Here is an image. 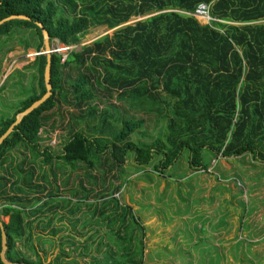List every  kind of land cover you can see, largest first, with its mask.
Returning <instances> with one entry per match:
<instances>
[{"label": "trees", "instance_id": "trees-1", "mask_svg": "<svg viewBox=\"0 0 264 264\" xmlns=\"http://www.w3.org/2000/svg\"><path fill=\"white\" fill-rule=\"evenodd\" d=\"M1 2L0 23L14 16L27 17L31 22L7 23L0 28V37L32 30L40 39L37 53L44 46L37 24L43 25L51 42L58 41L63 47L78 44L91 26L118 28L79 51L73 50L66 58L62 54L52 55L51 98L27 116L0 148V171L5 170L12 151L21 146L32 150L34 155L32 160L26 157L21 166L13 168L17 177L13 182L0 176V199L5 201L0 218H9L8 223L4 222L9 262L52 264L45 262L34 247L35 259L18 249V243L26 238L29 213H41L40 207L28 208L23 203L27 195L45 191L43 184L36 182L37 162L41 157H45L43 163L51 164V168L55 158L63 165H73L74 169L84 164L92 186L81 184L82 199L95 192L104 199L106 209L115 205L114 214L104 211L113 233L111 245H107L105 256H91L90 264H101L103 260L106 264H146L145 229L131 206L123 205L116 197L124 185L112 183L113 189L108 187L111 173L126 171L130 154H134L139 167L154 162V172L161 177H165L185 151L189 153L190 168L198 172L210 173L212 161L219 157L252 155L254 160L264 163V0ZM203 2L212 4L215 20L210 24H203L191 15ZM139 17L147 18L126 25ZM34 64L40 76V93L30 92L16 114L0 123V139L20 113L46 94L47 56H37ZM114 92H120L121 98L128 94L136 103H148L150 112L159 113L165 124L156 140L148 144L132 141L133 135L145 129L144 120L124 119L120 132L113 136L105 129L107 119L99 129L85 132L83 128L75 129L80 126V120L70 114L73 119L67 126L70 138L62 152L56 156L50 148L42 151L41 132L49 126L56 127L52 121L56 107L71 106L81 115L86 113L94 118L100 111L101 96L113 97ZM63 165L59 164L57 169L62 171ZM99 172L105 174L100 183L106 188L103 192L96 190L101 179ZM42 179L47 181L46 176ZM56 191L50 192L49 200L57 197ZM79 194L78 190L74 193ZM28 238H33L32 233ZM1 251L0 228V254ZM110 259L115 262L111 263ZM0 264H3L1 257Z\"/></svg>", "mask_w": 264, "mask_h": 264}, {"label": "rangeland", "instance_id": "rangeland-1", "mask_svg": "<svg viewBox=\"0 0 264 264\" xmlns=\"http://www.w3.org/2000/svg\"><path fill=\"white\" fill-rule=\"evenodd\" d=\"M143 18H133L126 25H132ZM204 22V21H202ZM203 24H206L205 22ZM125 26V25H124ZM121 28V27H119ZM118 29V28H117ZM117 29H109L108 27H96L91 26L85 35L79 40L76 45L68 47H63L58 41H52L54 48L65 57L68 56L73 50L79 51L84 46L92 44L94 41L101 39L106 35L113 34ZM39 36L34 31H19L15 33L12 37H0V123L9 118L13 117L19 110L20 103L27 98L30 92L40 93L39 87V72L38 67L35 63L36 57L34 54L37 52V46L39 42ZM30 48L26 50V48ZM66 48V49H65ZM65 49V50H64ZM44 46L42 51H44ZM33 54V55H32ZM103 101L100 102V111L96 117L90 118L86 113L80 114L79 111L74 110L71 106L63 105L62 108L59 106L55 108L52 115L54 119L52 121L55 123V128L50 126L45 129V132L41 134V146L42 151L50 148L51 152L58 156L64 147L66 141L70 138V133L67 128L68 123H73L71 118L73 114L76 119L80 120V126H75V129L83 128L85 132L88 130L99 129L104 125V121L107 119V124H105V129L109 131L108 134L116 135L121 130L122 121L124 119H136L146 121L145 129L142 133L135 134L132 137L133 142L137 143H152L158 138L159 132L164 126L163 120L160 119L159 113L157 111L150 112V106L148 103H136V100L131 98L128 94L121 98L120 92H114L113 97L108 94H103L101 98ZM106 117V118H105ZM50 122L52 124L53 122ZM64 121V123H63ZM57 135V144L54 145L53 141ZM108 136V135H107ZM189 153L185 151L182 157L174 164V166L166 174L167 180L176 183L178 178L175 176H186L187 174H199V175H213L217 182H221V185H230L232 193L226 188L225 191H219L221 189L220 185H216L218 188V193L214 191L212 196L209 195L210 185L199 186L196 183L193 184L194 195L191 194L189 198L190 204H192L191 198L197 197L199 201H202L198 206H238L234 208V213L232 211L231 215L236 220L237 216L239 219L245 221L246 223L258 222L257 227H253L251 224L247 225L246 229L252 230L249 236L245 237V246L247 250L245 257H241L240 253L231 252L233 258L228 257L226 252V242L224 231L228 226L234 225L231 221L228 222L227 216L230 215L229 211L225 209L217 211L219 223H215L212 228L211 224L208 223L207 219L202 220L201 224H198L194 229L193 233L198 235H208L204 236L202 239L197 236H189L184 240L182 237L177 236L173 239V244L164 240V244L153 243L152 239L146 235V255L149 254V249L154 251L152 257L150 255L146 258V264H264V241L257 244L258 238L256 236L264 234V228L259 229L258 227H264V163L257 162L254 160L252 155H247L245 157L236 158H221L212 161V166L209 169L210 173L198 172V170H192L188 164ZM130 159L125 165V172H120L119 170L114 171L109 176L108 187H111L112 183L116 185H124V189L121 193L117 194L116 197L121 200L123 205L129 206H146L144 202L146 196L145 191L142 192L143 187L149 188L153 184L152 190H155L156 195L160 191L162 184L160 182H147L145 180H138L140 177L158 176L154 172V162L149 166L139 167L135 163L134 154H130ZM26 157L30 160L34 158L32 150H28L24 147H19L18 149L12 151L11 159L5 165V170L0 171V176L10 179L11 182L17 179L14 169L17 166H21L22 162ZM133 157V158H132ZM45 157H41L37 162V173L39 179L37 183L43 184L45 191L36 193L35 195H27L24 198L23 203L28 208H32L36 205H46L43 213L37 214L36 216L29 213L28 220L30 223L37 222V220H44L38 223L36 232L37 238L32 237L28 244V237L25 244L18 245L19 250L27 257L35 259L34 247L38 250L39 255L45 262L52 264H90L91 256L104 255L107 249V245H111L110 238L112 237L111 229L109 227V222L104 221L102 214L103 209L94 210V206L100 207L103 205L104 199L91 193L88 199L83 200L84 192L82 191L81 184L85 187L92 186L88 182V177L86 176V170L83 166L84 164H78L74 169L73 165L65 164L62 161L54 159L51 164L43 163ZM207 160V155L205 154V162ZM63 165L62 171L57 169L58 165ZM29 162V166H30ZM26 167V169L29 168ZM254 168V169H252ZM92 173H95L90 169ZM140 170V171H139ZM120 172V173H119ZM101 177L100 182L96 184V190L103 192L106 188L100 183L103 181L105 174L103 172L97 173ZM43 176L47 177V181L43 180ZM160 177V176H159ZM156 181V179H153ZM191 179L186 178L184 181L189 182ZM212 180V177L210 178ZM161 181V180H160ZM223 181V183H222ZM232 183L235 186L232 187ZM215 186V184H214ZM95 189V186H93ZM25 189L26 186L24 187ZM115 188V187H114ZM213 188V187H212ZM236 188V191H235ZM111 189H113L111 187ZM188 189V188H187ZM246 189V195L243 194ZM57 190V191H56ZM78 190V196L74 195L75 191ZM56 191L57 197L49 200L50 192ZM151 191V190H150ZM235 191V194H234ZM140 192L141 198L143 199L142 204L136 202L135 196ZM34 197H39V200H35ZM134 198V199H133ZM35 200L34 203L28 200ZM78 199L82 201L78 202ZM49 200V201H47ZM134 200V201H133ZM5 203L4 199H0V209ZM177 203V201H176ZM180 204H183L179 202ZM147 204V203H146ZM19 206V205H15ZM155 206H173L172 199H162L157 202ZM187 206V202L185 204ZM72 209L70 210V208ZM240 207V208H239ZM218 207L217 209H220ZM76 213L72 214L70 211L76 210ZM115 205L111 204L107 208L108 215L114 214ZM242 209V210H239ZM70 210V211H69ZM95 211V213H94ZM215 213L214 215L217 216ZM223 217H220V216ZM5 223H8V217H2ZM216 219L213 220V222ZM253 221V222H252ZM51 222V226L48 227L47 224ZM35 226V225H34ZM47 226V227H46ZM56 234H53L52 231ZM237 233L234 235L238 236V228H235ZM241 230V229H240ZM242 232V231H241ZM249 232V231H246ZM217 233H223L219 238L216 236ZM72 234V235H70ZM157 237V236H156ZM155 237V238H156ZM231 237V236H230ZM90 238V239H89ZM179 240L181 242L175 243ZM217 239L218 247L217 245ZM211 240L212 246H209L206 250L207 241ZM35 241H37L35 243ZM171 241V239H170ZM185 241V242H184ZM216 241V242H215ZM233 246H236L237 241L233 239ZM102 242V245H101ZM207 244H204L206 243ZM253 242L251 249H248V243ZM175 243V244H174ZM203 244V245H202ZM257 244V245H256ZM193 246V251L190 256L184 258L180 255L178 251L185 248V252L188 253L190 247ZM99 249L100 251H97ZM205 249V250H204ZM148 250V252H147ZM103 252V253H99ZM178 253V254H177ZM152 254V253H151ZM231 254L229 256H231ZM58 256V257H57ZM105 256V255H104ZM156 257L154 259L153 257ZM114 263V260H111ZM107 261H101V264H106Z\"/></svg>", "mask_w": 264, "mask_h": 264}, {"label": "crops", "instance_id": "crops-1", "mask_svg": "<svg viewBox=\"0 0 264 264\" xmlns=\"http://www.w3.org/2000/svg\"><path fill=\"white\" fill-rule=\"evenodd\" d=\"M245 157V156H243ZM233 158V157H232ZM240 158V157H238ZM249 158V157H245ZM236 159V158H235ZM238 159H236L237 161ZM254 169V168H252ZM168 173V172H167ZM212 177V180H210V178ZM167 176H149V177H138L137 179L140 180H145L149 183H155L157 182V184L160 182V185L162 184L160 191L157 193L153 188V184L149 187L146 188L145 186L143 187V191H145V194H142V192H140L138 195L140 196H135L136 202L140 205L143 202V199L141 198V194L142 196H146L145 197V201H150V202H144V204L146 206H131V208L133 209V214L135 215V217L140 221L141 225L144 227L145 229V234L150 238V240L152 239L153 243H159V244H164V240L167 242L166 245H168L169 243L173 244V239L174 237L180 236L182 237L184 240H186V237L189 236H195V238L197 236H199V238H203L204 236H210V239H212V236L210 234L205 235L203 234L198 235L197 233H193V229L201 223L202 220H206L208 221V223L211 224L212 228L213 225L215 223H219L218 221V214L217 211L219 210H223L225 209L226 211H229L230 215L227 216L228 218V222L231 221L232 224L234 225H230L227 227V229L223 232L224 236H225V242H226V252L228 257H230L231 259L233 258V255L235 253L239 254L241 257H245V253L247 250V246H245V237H249V236H254V235H250L252 230L246 229L247 225H250L251 223H246L245 221L239 219L238 221H236L238 219L239 216H237L236 220L234 217H232L231 213L234 210L235 207L238 206H198L199 204L202 203V201H199L197 197H193L191 198L192 200V204L193 206L190 204V200L188 197L191 196V194L194 195L193 192V184L196 183L199 186H204V184H206L207 186H211L210 190H209V195L213 197V193L214 191H216V193H218L219 191H225L226 192H231V186L230 185H225L226 188H229L228 191H226V188L224 186L221 185V182L219 184V182H217L216 178L213 175H199L197 174H187L186 176H175L174 178H178V181L176 183H172L170 181H168ZM186 178L191 179L189 182L184 181ZM153 179H156V181H154ZM161 180V181H160ZM209 183V185H208ZM223 183V181H222ZM215 184V186H214ZM224 184V183H223ZM232 187L235 186L234 183H232ZM216 185H220L221 189L218 191V188ZM213 187V188H212ZM188 188V189H187ZM124 189V188H123ZM151 190V191H150ZM236 191V188H235ZM234 191V194H235ZM245 195V197H247L246 195V189L245 192L243 193ZM172 199L173 201V206H155L157 205V202H159V200L162 199ZM133 200V201H134ZM177 201V203H176ZM179 202L183 203L180 204ZM187 202V206H185ZM147 203V204H146ZM37 207L41 208V213H43L44 208L46 207V205H36ZM94 206V210H99L100 208L103 209L102 214L104 217V211H106L107 209L105 208V205H101L100 207H97L96 205ZM218 207H221L220 209H217ZM240 208V207H239ZM72 209V207L70 208V210ZM69 210V211H70ZM79 210V209H77ZM76 210V211H77ZM242 210V209H239ZM120 211H122V209H120ZM71 213V211H70ZM95 213V211H94ZM217 214V216H215L214 214ZM234 213V211H233ZM40 213H38L39 215ZM37 214H35L34 216H36ZM220 217H223L222 215ZM216 219V221L213 222V220ZM40 221H44V220H37V222L30 223V221L27 219L28 224L26 225V238L23 241H20L18 243V245L25 244L26 243V239L27 237H30L31 233L33 234L34 238H37V226L38 223ZM104 221H105V217H104ZM45 222V221H44ZM253 222V221H252ZM258 222H254L251 225L253 227H257ZM48 227L51 226V222L47 224ZM46 226V227H47ZM235 228H238V236L234 235V233H237V230L234 231ZM259 229H262L264 227H258ZM241 229V230H240ZM242 231V232H241ZM249 231V232H246ZM53 234H56V232L53 230L52 231ZM222 233V234H223ZM221 233H217L216 236L219 238V236L222 235ZM72 235V234H70ZM157 236V237H156ZM231 236V237H230ZM156 237V238H155ZM258 238L257 244L260 245V243H262L264 241V234L262 235H258V237L256 236V239ZM171 239V241H170ZM233 239H235L237 241L236 246H233ZM29 241V238H28ZM181 242L179 240L176 239L175 243ZM37 241H35L36 243ZM185 242V241H184ZM208 242V244H207ZM204 244L206 245V250L209 246H212L211 240L207 241ZM216 242V241H215ZM218 242L219 240L217 239V247H218ZM174 243V244H175ZM256 244V245H257ZM203 245V244H202ZM248 249H251L253 246V242L248 243ZM156 247L154 246V248H150L149 249V254L146 255V258H148V256L150 255V258L152 257L154 251L152 249H155ZM193 246L190 247V251L188 253L185 252V248L181 249V251H178V253H180L179 257L181 255H183L184 258L190 256V253L193 251ZM19 249V248H18ZM157 249V248H156ZM155 249V250H156ZM262 249L264 250V247H262ZM205 250V249H204ZM148 252V250H147ZM231 252H235L233 255L231 254ZM152 253V254H151ZM177 253V254H178ZM231 254V256H229ZM154 259H156V257H153Z\"/></svg>", "mask_w": 264, "mask_h": 264}, {"label": "water", "instance_id": "water-1", "mask_svg": "<svg viewBox=\"0 0 264 264\" xmlns=\"http://www.w3.org/2000/svg\"><path fill=\"white\" fill-rule=\"evenodd\" d=\"M2 2L0 0V6ZM13 21H24V22H31L30 19L24 16H14L10 17L6 20H4L2 23H0V28L3 27L5 24L13 22ZM37 26L41 29L42 35L44 38V51L40 53H35V57L40 55L47 56V64L45 68V86H46V94L40 99L36 100L35 102L30 105L28 110L24 111L23 113H20L17 117V121L12 125V127L7 131V133L0 139V148L3 146V144L6 142V140L16 131L17 127L23 123L25 118L32 114L38 108L41 104L43 105L48 99L51 98L53 94L52 84H51V59L53 54H59V52L54 48L50 36L48 32L45 30L43 25L37 24ZM0 228L2 231V251L0 254L1 260L3 264H24V263H12L9 262L6 258V253L8 250V243H7V235L4 227V220L0 218Z\"/></svg>", "mask_w": 264, "mask_h": 264}, {"label": "built area", "instance_id": "built-area-1", "mask_svg": "<svg viewBox=\"0 0 264 264\" xmlns=\"http://www.w3.org/2000/svg\"><path fill=\"white\" fill-rule=\"evenodd\" d=\"M212 10H213L212 4L204 2L198 5V8L196 9L195 13L192 14V16H194L198 20L204 21L206 24H210L212 21L215 20V18H213L212 16ZM68 48L70 49L69 46ZM44 132H45V129L41 132V134ZM53 143L54 145L57 144V135L55 136Z\"/></svg>", "mask_w": 264, "mask_h": 264}, {"label": "bare ground", "instance_id": "bare-ground-1", "mask_svg": "<svg viewBox=\"0 0 264 264\" xmlns=\"http://www.w3.org/2000/svg\"><path fill=\"white\" fill-rule=\"evenodd\" d=\"M203 3H204V2H203ZM197 8H198V6H197ZM195 11H196V10H195ZM194 13H195V12H194ZM194 13H192V14H194ZM192 14H191V15H192ZM65 49H66V48H65ZM65 49H64V50H65Z\"/></svg>", "mask_w": 264, "mask_h": 264}]
</instances>
